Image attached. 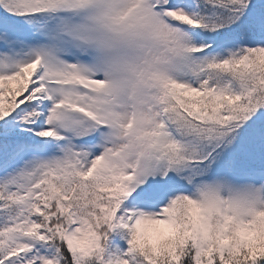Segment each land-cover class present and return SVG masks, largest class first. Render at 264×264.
Returning a JSON list of instances; mask_svg holds the SVG:
<instances>
[{
    "label": "snow or ice",
    "instance_id": "1",
    "mask_svg": "<svg viewBox=\"0 0 264 264\" xmlns=\"http://www.w3.org/2000/svg\"><path fill=\"white\" fill-rule=\"evenodd\" d=\"M0 264H264V0H0Z\"/></svg>",
    "mask_w": 264,
    "mask_h": 264
}]
</instances>
